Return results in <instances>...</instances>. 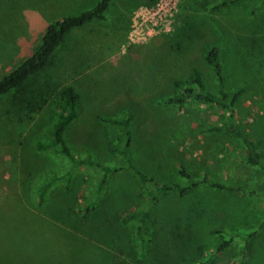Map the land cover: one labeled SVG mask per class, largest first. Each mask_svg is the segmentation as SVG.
Returning a JSON list of instances; mask_svg holds the SVG:
<instances>
[{
    "label": "rangeland",
    "instance_id": "obj_1",
    "mask_svg": "<svg viewBox=\"0 0 264 264\" xmlns=\"http://www.w3.org/2000/svg\"><path fill=\"white\" fill-rule=\"evenodd\" d=\"M97 1L0 0V79L35 51L49 24ZM220 1L178 0L169 33L132 45L130 18L147 0H113L102 21L71 30L44 69L0 97V264H239L240 253L244 264H264V169L249 165L229 134L206 131L226 126L228 111L164 103L192 70L217 94L204 62L206 49L217 46L223 89L244 88L233 123L257 143L264 167V0L213 10ZM65 86L78 95L64 133L73 157L121 165L112 153L119 130L99 118L122 117L129 119L135 168L183 188L182 168L196 185L150 203L130 171L101 183L99 169L71 167L49 145ZM145 210L151 216L141 243L136 221L124 218ZM221 243L227 245L216 252Z\"/></svg>",
    "mask_w": 264,
    "mask_h": 264
},
{
    "label": "trees",
    "instance_id": "obj_2",
    "mask_svg": "<svg viewBox=\"0 0 264 264\" xmlns=\"http://www.w3.org/2000/svg\"><path fill=\"white\" fill-rule=\"evenodd\" d=\"M113 0H98L94 7L83 11L75 16L63 17L51 24H49L39 41V44L35 51L24 61H22L16 68L10 73L0 79V97L8 94L11 91L20 89L23 84L33 75L44 69L51 56L62 43L65 35L75 28H79L92 21H102L103 15L108 9L110 3ZM154 0H147L144 4L149 6ZM260 0H221L218 4L212 7L213 10L227 9L233 4L238 2L253 3ZM176 16V15H175ZM204 62L211 69L218 85V91L216 95L207 92L204 89L202 80L199 73L196 70L191 71L189 82L185 85H179L174 83V92L168 95L164 103L166 105H172L176 107L182 106L187 101L196 103H203L219 107L220 109L228 111V124L226 126H212L207 128L209 133H221L225 132L229 134L233 139L239 142L246 153V162L249 165L264 169L261 164V155L257 151V143L249 140L243 135L233 123V108L238 103L239 98L244 92L243 87H235L229 90L223 89V76L222 65L219 60V49L217 46H210L206 49L204 55ZM59 99L61 102V113L58 116L57 122L53 125L51 130V138L49 145L54 146L63 158H65L73 168H96L102 173V182L107 175H114L123 171H130L133 173L137 181L147 191V195L150 199V203L154 202L155 197L158 194H163L171 191H175L178 195H183L189 188L196 185L188 174L184 172L182 168H179V176L185 180L186 186L180 188L178 185H161L156 183L153 179L147 177L140 170L135 168L132 164L130 156L128 154V147L131 141V134L129 128V119L126 118H99L100 123L114 127L119 130V133L115 135L116 143L112 148V153L119 156L121 159V165L115 167H106L92 161L89 157L79 160L72 156L70 150L65 142L64 133L69 125L74 121L77 115L78 107V95L71 86L62 87L59 92ZM213 189H223L218 184L211 185ZM47 185H43L40 188L38 194V202L42 201V196L45 192ZM150 210H145L139 214H130L124 218V220L136 221L134 228L135 236L141 243L144 242V237L147 235L148 220L150 218ZM123 220V221H124ZM182 229V226H178ZM185 228L183 227V230ZM182 231V230H181ZM189 230L182 231V236L187 234ZM184 233V234H183ZM190 234V233H189ZM257 235V234H256ZM253 235L249 238V241L256 237ZM227 243L218 244L216 252H220ZM250 244L248 241L244 242L243 249L249 250ZM239 264H244L243 253H240ZM207 261V260H206ZM206 264V262L202 263Z\"/></svg>",
    "mask_w": 264,
    "mask_h": 264
},
{
    "label": "built area",
    "instance_id": "obj_3",
    "mask_svg": "<svg viewBox=\"0 0 264 264\" xmlns=\"http://www.w3.org/2000/svg\"><path fill=\"white\" fill-rule=\"evenodd\" d=\"M177 10L178 0H154L149 6L138 7L130 18L128 43L140 44L152 36L169 33Z\"/></svg>",
    "mask_w": 264,
    "mask_h": 264
},
{
    "label": "crops",
    "instance_id": "obj_4",
    "mask_svg": "<svg viewBox=\"0 0 264 264\" xmlns=\"http://www.w3.org/2000/svg\"><path fill=\"white\" fill-rule=\"evenodd\" d=\"M111 4V3H110ZM107 11V10H106Z\"/></svg>",
    "mask_w": 264,
    "mask_h": 264
}]
</instances>
